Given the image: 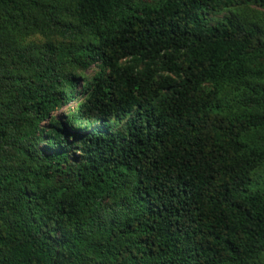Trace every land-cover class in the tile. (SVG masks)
Returning a JSON list of instances; mask_svg holds the SVG:
<instances>
[{
	"label": "trees",
	"instance_id": "obj_1",
	"mask_svg": "<svg viewBox=\"0 0 264 264\" xmlns=\"http://www.w3.org/2000/svg\"><path fill=\"white\" fill-rule=\"evenodd\" d=\"M0 264H264V0H0Z\"/></svg>",
	"mask_w": 264,
	"mask_h": 264
},
{
	"label": "clouds",
	"instance_id": "obj_2",
	"mask_svg": "<svg viewBox=\"0 0 264 264\" xmlns=\"http://www.w3.org/2000/svg\"><path fill=\"white\" fill-rule=\"evenodd\" d=\"M72 103H74V104H75V102H71V103H70V107H74V106H71V104H72Z\"/></svg>",
	"mask_w": 264,
	"mask_h": 264
},
{
	"label": "rangeland",
	"instance_id": "obj_3",
	"mask_svg": "<svg viewBox=\"0 0 264 264\" xmlns=\"http://www.w3.org/2000/svg\"><path fill=\"white\" fill-rule=\"evenodd\" d=\"M71 106H75V104H74V103H72V104H71Z\"/></svg>",
	"mask_w": 264,
	"mask_h": 264
}]
</instances>
